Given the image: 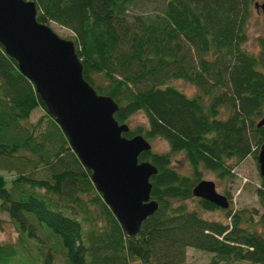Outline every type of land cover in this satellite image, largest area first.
I'll return each instance as SVG.
<instances>
[{"label":"trees","instance_id":"trees-1","mask_svg":"<svg viewBox=\"0 0 264 264\" xmlns=\"http://www.w3.org/2000/svg\"><path fill=\"white\" fill-rule=\"evenodd\" d=\"M29 1L38 23L71 33L83 80L117 106V124L144 115L146 129L122 136L160 139L168 152L137 158L156 169L149 196L158 207L136 237L126 238L33 85L0 46V172L12 174L9 182L0 174V213L20 237H32L34 219L58 237L67 264H183L189 248L209 254L212 264H264V179L254 190L260 214L196 198V209L184 205L203 171L227 180L264 147V124L256 127L264 116V39H256L254 52L245 49L255 0H160L161 13L143 17L128 15L130 0ZM171 80L197 93L187 97ZM36 109L47 118L37 134L40 122L22 125ZM179 153L188 175L170 166ZM201 211H222L227 223L202 219ZM50 255L40 262L49 264ZM35 261L0 243V264Z\"/></svg>","mask_w":264,"mask_h":264},{"label":"water","instance_id":"water-1","mask_svg":"<svg viewBox=\"0 0 264 264\" xmlns=\"http://www.w3.org/2000/svg\"><path fill=\"white\" fill-rule=\"evenodd\" d=\"M264 20V0L254 3ZM0 46L15 61L18 72L28 80L43 102L80 164L90 172L95 191L126 238L136 237L141 223L157 210L150 199L149 180L156 169L138 162L141 153L151 150L140 135L126 139V124H117V106L97 95L83 80L82 67L74 44L58 37L36 21L29 0H0ZM264 124V116L256 127ZM260 179H264V147L256 154ZM193 198L226 210V198L214 184L201 180L191 190Z\"/></svg>","mask_w":264,"mask_h":264},{"label":"rangeland","instance_id":"rangeland-1","mask_svg":"<svg viewBox=\"0 0 264 264\" xmlns=\"http://www.w3.org/2000/svg\"><path fill=\"white\" fill-rule=\"evenodd\" d=\"M255 3L260 4L261 0H255ZM162 8V3L160 0H130L128 5V15L129 16H154L155 14H160ZM48 27L53 33L62 39H71V33L64 28L49 23ZM247 42L245 44V49L254 52L257 50L256 39H264V20L260 12H256L254 8L251 10L250 17L246 26ZM264 71V68H263ZM170 85L179 89L187 97H192L197 93V89L184 81L181 80H171ZM40 122V125L35 129V134L41 133L45 128V123L47 118L44 117V112L40 109H36L29 115L27 121L23 122L22 125L26 127H33L36 123ZM126 125L130 131H135L136 129L144 130L146 129V120L142 113H134L131 115L126 122ZM151 146V151L157 154L167 153L168 147L166 143L160 139L154 138L148 141ZM20 155L27 156L25 153H20ZM171 168L174 169L180 175H188L189 168L184 159L182 153L176 154L172 158ZM0 174L9 182L12 178V174H6L0 172ZM202 180L210 181L214 184L215 191L224 196L228 197V209L232 213H236L242 209L251 210L254 209L258 214L261 213V208L257 203V199L254 195V190L259 187L260 177L258 175V169L256 160L253 156L246 157L243 161L237 164L232 169V177L227 180H220L216 176L209 172H202ZM7 182V187H8ZM184 205L188 209H196L197 203L196 199L186 200ZM202 219L208 221H218L223 224L227 223V219L224 217L222 211H212V212H200ZM256 221V219H254ZM35 222V223H34ZM32 228L33 235L31 238L20 237L19 230L17 226L3 213H0V243L6 245H13L18 249L20 255L24 258L27 256L33 257L36 261L35 264H40L42 259V254L44 252H49L51 255V260L49 264H67L65 256L63 253L62 246L58 237H56L48 228L43 225L37 224L33 219L28 218V226ZM101 222L98 221L96 227L100 228ZM24 233V232H23ZM24 236V235H22ZM25 237V236H24ZM59 245V248L56 244ZM41 243V252L38 250L40 247H36V243ZM42 246L44 248H42ZM48 249L46 251V248ZM52 249V250H50ZM42 264V263H41ZM130 264H140L138 261L133 260ZM183 264H212L210 260V255L202 253L198 250L189 248L186 251L185 261ZM224 264V263H218ZM228 264V263H227ZM229 264H247L245 262H233Z\"/></svg>","mask_w":264,"mask_h":264}]
</instances>
